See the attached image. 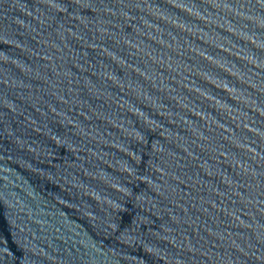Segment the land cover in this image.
Listing matches in <instances>:
<instances>
[{
  "label": "water",
  "instance_id": "water-1",
  "mask_svg": "<svg viewBox=\"0 0 264 264\" xmlns=\"http://www.w3.org/2000/svg\"><path fill=\"white\" fill-rule=\"evenodd\" d=\"M0 264H264V0H0Z\"/></svg>",
  "mask_w": 264,
  "mask_h": 264
}]
</instances>
